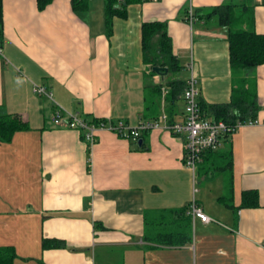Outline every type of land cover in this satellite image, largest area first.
I'll return each mask as SVG.
<instances>
[{"label": "crops", "instance_id": "obj_1", "mask_svg": "<svg viewBox=\"0 0 264 264\" xmlns=\"http://www.w3.org/2000/svg\"><path fill=\"white\" fill-rule=\"evenodd\" d=\"M243 4L253 7L255 30L264 34V0H140L128 5L126 17H114L112 32L105 0H88L79 10L72 0H53L43 10L37 0H2L0 116H19L28 126L0 140V246L15 248L14 264H264V64L248 70L259 124L240 127L219 149L231 161V208L219 202L222 187L208 193L207 159L195 175L185 166L186 134L154 129L139 145L101 129L91 144L52 122L59 107L106 124L135 127L161 115L182 122L184 90L173 100L168 84L186 82L191 61L200 104L228 102L229 32L211 13ZM154 21L166 23L187 77L147 70L142 25ZM34 85L52 98L35 94ZM158 85L162 95L148 109L146 89ZM245 191L257 193L255 205H244ZM194 198L214 221L191 217ZM163 212L176 224L189 219L188 243L152 239ZM45 239L64 244L44 248Z\"/></svg>", "mask_w": 264, "mask_h": 264}, {"label": "trees", "instance_id": "obj_2", "mask_svg": "<svg viewBox=\"0 0 264 264\" xmlns=\"http://www.w3.org/2000/svg\"><path fill=\"white\" fill-rule=\"evenodd\" d=\"M39 9L43 10L52 3L53 0H37ZM140 0H105V19L109 32H112L114 17H126L127 7L131 3ZM75 10L86 9L88 0H72ZM219 17V23L228 28L229 32V56L233 75V86L230 100L226 103L201 105L202 112L206 116H213L215 120L235 124L237 122H248L257 120L260 110L257 94L256 79L248 73L250 68L264 64V34H259L255 30V16L253 7L248 4L224 5L214 8L211 15ZM3 43L2 30V0H0V47ZM142 52L143 61L152 75L154 67H166L168 73L176 74L182 67L174 55L173 45L168 35L167 25L164 22H146L142 25ZM171 89V98L177 92L185 90L186 82L181 79L170 80L168 84ZM184 92V91H183ZM162 95L160 85L146 89V103L148 109L157 106V100ZM92 124L106 123L104 120H89ZM115 123V122H112ZM28 126L16 115L0 116V140L9 142L15 133L27 129ZM231 136H225L223 141L227 142ZM229 158L228 152H213L205 155L204 160L217 170H224V167H216L218 158ZM231 161L227 163L230 170ZM206 175L211 173L205 167ZM230 173V172H229ZM213 174V172L211 173ZM233 184L231 175L228 178V193L220 197L219 202L227 207H233ZM257 193L255 191H245L243 193L244 205H255ZM162 218L166 219L163 224L160 222L155 231L151 233L152 239L158 243L171 245H184L191 240V226L189 219L183 223L172 222L163 212ZM151 238V237H150ZM146 239H148L146 235ZM59 240L45 239L44 248L63 246ZM17 258L16 250L13 246H0V264H14Z\"/></svg>", "mask_w": 264, "mask_h": 264}, {"label": "built area", "instance_id": "obj_3", "mask_svg": "<svg viewBox=\"0 0 264 264\" xmlns=\"http://www.w3.org/2000/svg\"><path fill=\"white\" fill-rule=\"evenodd\" d=\"M188 21L190 24L195 23L196 17L193 11L189 12ZM188 69L190 70V75L183 92L185 112L182 122H171L168 116L161 115L155 121L141 122L135 127H131L125 122H111L109 124L101 122L96 125L80 117L78 114L70 113L60 107L55 110L52 116V122L55 126H65L81 132L84 139L91 144L95 142L97 131L101 129H108L120 137L128 136L135 141H138L142 134L159 128H163L178 136L186 134L184 142V164L195 175L205 155L219 151L225 136H232L242 126L257 125L259 121L257 119L231 124L206 116L202 112L199 102L198 80L194 72L193 61L189 63ZM33 90L39 96L52 98L51 93L43 86L34 85ZM189 214L194 220H200L205 224L214 221L204 213L195 198L189 205Z\"/></svg>", "mask_w": 264, "mask_h": 264}, {"label": "rangeland", "instance_id": "obj_4", "mask_svg": "<svg viewBox=\"0 0 264 264\" xmlns=\"http://www.w3.org/2000/svg\"><path fill=\"white\" fill-rule=\"evenodd\" d=\"M181 63L182 64H180V65H181L182 69L179 72H177L176 74L170 73V75L173 74L176 77L180 76L183 78L187 77V72L185 71L184 64H183V62H181ZM188 78H189V76H188ZM228 162H229V158H223V157L218 158L216 167H221V168L224 167V170H217L216 168H214L209 163H206V165H205L206 169L211 170L213 172V175H214V178H210L211 173H212L211 172L208 175L209 178L205 179L206 182L204 184H206L207 188H210L211 186H215V185H216V188H218V186H219V188L221 189V187H222L223 188L222 193L224 195H227V193H228V178L230 175V173L228 171V167H227ZM210 184H213V185H210ZM210 192H213V190L211 188L208 189V193H210ZM210 196L212 197L213 194H211Z\"/></svg>", "mask_w": 264, "mask_h": 264}, {"label": "water", "instance_id": "obj_5", "mask_svg": "<svg viewBox=\"0 0 264 264\" xmlns=\"http://www.w3.org/2000/svg\"><path fill=\"white\" fill-rule=\"evenodd\" d=\"M153 71L161 76H166L168 74V68L166 67H154ZM142 140H139V145H142Z\"/></svg>", "mask_w": 264, "mask_h": 264}]
</instances>
